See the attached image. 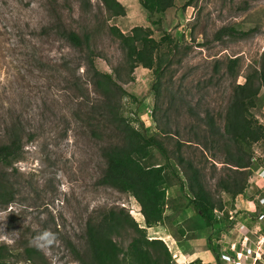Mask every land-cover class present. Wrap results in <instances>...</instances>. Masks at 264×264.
I'll return each instance as SVG.
<instances>
[{"label": "rangeland", "instance_id": "rangeland-1", "mask_svg": "<svg viewBox=\"0 0 264 264\" xmlns=\"http://www.w3.org/2000/svg\"><path fill=\"white\" fill-rule=\"evenodd\" d=\"M117 1L125 8L123 15L110 14L102 0H0V139L16 126L23 129L25 142L21 159L7 170L14 201L0 209V248L9 251L4 262L81 264L70 244L82 252L88 221L109 209H124L141 229L146 227L144 217L132 214L141 212V207L131 194L100 183L112 129L98 111L103 97L96 86L102 78L96 73H107L126 93L120 100V115L135 129L158 135L170 151L183 141L187 156L203 162L207 188L222 203L215 225L206 228L192 207L185 208L191 196L184 179L180 190L177 176L183 173L171 163L166 169L164 222L145 234L147 240L164 245H150L154 260L264 264V171L257 169L264 168V142L252 145L256 161L251 159L246 188L235 197L217 187L224 175L223 165L217 163L223 161V152L213 158L217 162L207 163L199 148L186 146L197 125L186 108L205 118L207 111L222 125L233 85L244 83L260 61L264 0H193L191 6L189 0H175L174 7L156 17L161 26L151 24L139 0ZM58 21L80 35L91 33L98 72L86 66L85 53L58 36ZM109 27L126 35L144 27L158 42L164 35L172 39V45L161 42L158 52L165 73L161 97L152 91L156 79L152 70L138 66L130 74L125 53ZM223 28L229 31L217 37ZM234 58L238 65L231 77L227 65ZM252 115L264 125L263 88ZM168 120L171 138L160 133ZM165 163L156 149L144 162ZM45 232L52 236L45 237ZM137 238L140 234L128 227L111 234L120 260ZM26 248L34 250L32 257L26 256Z\"/></svg>", "mask_w": 264, "mask_h": 264}, {"label": "trees", "instance_id": "trees-1", "mask_svg": "<svg viewBox=\"0 0 264 264\" xmlns=\"http://www.w3.org/2000/svg\"><path fill=\"white\" fill-rule=\"evenodd\" d=\"M139 2L154 26H161V20L156 17L175 5V0H139ZM102 3L112 15L125 13V8L117 0H102ZM192 3L193 0H189L187 6H191ZM58 22V26L55 27L58 36L67 40L76 50L85 53L86 66L98 72L95 67L91 33L80 35L76 31L65 28L61 21ZM227 31L229 29L223 28L218 32L217 37L220 38V35ZM109 32L119 41L125 53L130 74H133L138 66L153 71L156 79L152 85V91L157 98L161 97L165 73L162 67L163 60L158 52L161 42L167 41L172 45V39H167L164 35L161 42H158L153 39L151 31L144 27L133 28L129 35L124 34L117 27H109ZM237 65L238 59H229L227 65L229 76H236ZM252 68L245 77L244 83L233 85L225 115L221 117L222 125H219L207 111L205 118L200 117L199 112H195L193 108L189 106L186 108V114L197 120V125L191 128V141L188 140L189 144L186 146L194 144L199 148L207 163L208 159L217 160L218 154L223 152L222 162L213 161L221 163L224 167L221 169L224 175L218 180L217 187L220 192L230 194L232 197L242 194L246 188L250 170L253 169L252 145L260 141L264 142V125L252 115V110L257 107L260 91L264 89V53L257 66ZM96 74L102 78L96 82L103 97L98 111L104 114L105 124L112 129L110 143L104 151L106 168L100 183L119 192L131 194L141 207L146 227L141 229L124 209L105 210L100 217L88 221L85 231L86 245L82 252H78L72 244L70 247L81 264H161L158 259L154 260L152 257L150 245H163V243L159 240L149 241L145 234L146 229L164 222L167 197L166 169L171 166V163L177 165L183 173L182 177L177 176L180 190H184L182 182L184 179L191 196L185 208L192 207L206 228L210 229L215 225L216 211L222 208V203L217 201L207 188L204 169L201 166L203 162L193 159L191 155L187 156V150L184 151L185 143L177 141L176 148L170 151L158 135H148L135 129L119 113L120 100L123 95H126L119 82L114 80L111 74ZM160 133L164 137L171 138L169 120L160 129ZM23 134V129L12 126L5 132V140L0 139V209H6L15 198L14 186L7 170L22 157L25 144ZM151 149L158 150L166 159V163L145 165L144 162L151 155ZM209 153L212 158L208 157ZM214 164L213 171L216 168ZM126 227L139 233L140 238L131 243L123 259L120 260V249L110 236ZM165 252L169 254L166 248ZM25 253L30 258L34 250L26 248ZM8 256L9 251H2L0 248V264H6L4 261Z\"/></svg>", "mask_w": 264, "mask_h": 264}, {"label": "built area", "instance_id": "built-area-1", "mask_svg": "<svg viewBox=\"0 0 264 264\" xmlns=\"http://www.w3.org/2000/svg\"><path fill=\"white\" fill-rule=\"evenodd\" d=\"M255 161H256V159H255V158H252V162H255ZM257 169H258V172H259V173H262V172L264 171V170H263L264 168H263L261 165H260ZM261 218L263 219L264 216H261Z\"/></svg>", "mask_w": 264, "mask_h": 264}, {"label": "bare ground", "instance_id": "bare-ground-1", "mask_svg": "<svg viewBox=\"0 0 264 264\" xmlns=\"http://www.w3.org/2000/svg\"><path fill=\"white\" fill-rule=\"evenodd\" d=\"M133 215H134V217H136V218H138V217H141V218H143V215L141 214V212L138 210V211H136V212H133L132 213Z\"/></svg>", "mask_w": 264, "mask_h": 264}, {"label": "clouds", "instance_id": "clouds-1", "mask_svg": "<svg viewBox=\"0 0 264 264\" xmlns=\"http://www.w3.org/2000/svg\"><path fill=\"white\" fill-rule=\"evenodd\" d=\"M43 235H44L45 237H51V236H52V234H50V233H48V232H45Z\"/></svg>", "mask_w": 264, "mask_h": 264}, {"label": "crops", "instance_id": "crops-1", "mask_svg": "<svg viewBox=\"0 0 264 264\" xmlns=\"http://www.w3.org/2000/svg\"><path fill=\"white\" fill-rule=\"evenodd\" d=\"M175 187V186H174Z\"/></svg>", "mask_w": 264, "mask_h": 264}]
</instances>
